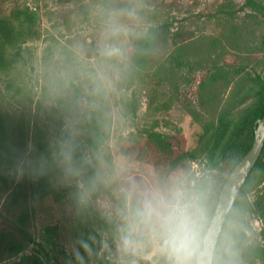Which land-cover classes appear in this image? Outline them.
<instances>
[{
    "label": "rangeland",
    "instance_id": "rangeland-1",
    "mask_svg": "<svg viewBox=\"0 0 264 264\" xmlns=\"http://www.w3.org/2000/svg\"><path fill=\"white\" fill-rule=\"evenodd\" d=\"M62 1L0 0L8 8L28 4L40 15L39 36L23 43L11 67L0 69V264H19L23 255L80 264L74 248L84 264H164L154 245L121 246L130 193L134 185L183 175L205 193L213 218L216 184L229 165L217 161V151L213 160L192 152L216 127L228 135L264 103V0H140L132 13H106L97 4L64 22L50 12L72 4ZM164 20L181 35L190 33L181 51L186 65L177 66L168 50L159 67L137 72L133 38ZM109 48L117 51L109 54ZM97 129L104 140L93 151L88 141ZM65 135L90 162L79 175H65L54 156ZM41 156L43 174L17 175L22 158ZM40 176L46 179L41 187ZM238 231L245 232L246 245L264 246L260 170L252 172L223 228L221 264L231 261L230 239ZM81 238L90 252L80 248ZM232 264L264 261L242 257Z\"/></svg>",
    "mask_w": 264,
    "mask_h": 264
},
{
    "label": "trees",
    "instance_id": "trees-1",
    "mask_svg": "<svg viewBox=\"0 0 264 264\" xmlns=\"http://www.w3.org/2000/svg\"><path fill=\"white\" fill-rule=\"evenodd\" d=\"M67 1L71 2L72 4L63 6L59 3L55 9L50 10L52 14L62 19L63 22L68 21L73 12L77 15H84L92 12L97 4H99L106 13H132L139 10L141 3L140 0ZM250 1L255 4L258 3L256 0ZM39 17L40 15L38 11L31 8L28 4L16 2L15 4L11 5L10 8H8L3 3H0V69H7L11 67L16 60V56L20 54V49L22 48L23 43L31 38L39 36ZM174 24L175 23L171 20H164L150 25L146 30L135 35L132 40L133 54L135 62L138 66L136 67L134 65L133 68L137 72H141V70L147 71L148 67H151L154 63L159 67V60L163 56H166V52L168 50L170 51L167 53V56L172 57L173 62H175L177 66L181 67L183 65H186V59L184 57V54H181V51L184 48L183 46H185V44L183 43H186V40L190 37V33L188 32L181 35L182 33L181 31H179V28L176 27L175 29H171V27L174 28ZM180 37L183 39L180 40ZM131 99V107H134L136 98L133 97ZM263 115L264 103L253 119H244L240 125L232 128L228 135L225 134L226 132L222 125L216 127L215 130L206 135L204 142L192 152L193 158H197L204 154L207 158L213 160L214 153L217 151V161L219 163H226L229 165L228 174L223 177L218 184H216V189L219 195L224 182L228 178L230 172L251 148L254 142L256 126ZM69 136L71 135H65L64 139ZM103 140V131L101 129H97L89 138L88 146H90L94 151L99 147L100 143H102ZM74 141L77 146L75 156L79 160L84 157V154L82 153L81 145L75 140V138ZM83 164H87L88 166L90 162L86 161ZM255 170H260L261 173H264V147L258 161L246 178L242 189L249 182L251 174ZM4 178L5 175L0 172V180H3ZM45 181L46 179L44 178V176H40L39 187L44 186ZM88 184L92 187H95V179L92 180L89 177ZM238 205L239 195L230 214L238 208ZM246 243L247 236L245 232L238 231L232 236V238L230 239L232 256L230 257L231 261H229L228 264H232L235 262V260H238L242 257H246L249 260L260 259L264 261V246H252L246 245ZM49 262V260H45L39 255H23L19 261V264H56ZM100 264L116 263H114V261L106 259Z\"/></svg>",
    "mask_w": 264,
    "mask_h": 264
},
{
    "label": "clouds",
    "instance_id": "clouds-1",
    "mask_svg": "<svg viewBox=\"0 0 264 264\" xmlns=\"http://www.w3.org/2000/svg\"><path fill=\"white\" fill-rule=\"evenodd\" d=\"M107 53L117 51L109 48ZM72 136L59 142L54 152L65 175H79L87 157L77 159ZM46 157L22 158L16 164L18 176L26 172L43 174ZM132 202L123 215L121 246L124 251L140 244L154 245L164 257V264H221L218 243L222 224L210 216L206 195L193 187L183 175H176L164 184L142 188L134 185ZM84 252L91 247L86 239L78 241ZM76 260L84 264L79 248L73 249Z\"/></svg>",
    "mask_w": 264,
    "mask_h": 264
},
{
    "label": "water",
    "instance_id": "water-1",
    "mask_svg": "<svg viewBox=\"0 0 264 264\" xmlns=\"http://www.w3.org/2000/svg\"><path fill=\"white\" fill-rule=\"evenodd\" d=\"M264 147V115L259 120L256 129L254 142L249 151L241 158L221 189L218 202L214 211V222L219 226L222 224V231L226 220L234 206V203L242 189V186L258 161ZM220 232V236L221 233Z\"/></svg>",
    "mask_w": 264,
    "mask_h": 264
}]
</instances>
